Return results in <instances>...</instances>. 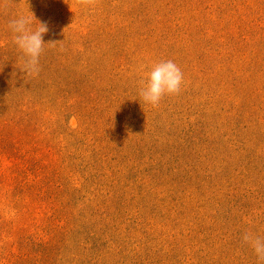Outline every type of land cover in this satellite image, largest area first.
<instances>
[{"label": "rangeland", "instance_id": "374dc122", "mask_svg": "<svg viewBox=\"0 0 264 264\" xmlns=\"http://www.w3.org/2000/svg\"><path fill=\"white\" fill-rule=\"evenodd\" d=\"M30 12L34 76L8 27ZM167 60L183 83L153 106ZM245 232L264 238V0H0V264H261Z\"/></svg>", "mask_w": 264, "mask_h": 264}, {"label": "clouds", "instance_id": "9594fccd", "mask_svg": "<svg viewBox=\"0 0 264 264\" xmlns=\"http://www.w3.org/2000/svg\"><path fill=\"white\" fill-rule=\"evenodd\" d=\"M83 6H91L95 0H77ZM30 16L20 15L9 21V29L13 33V43L22 53V72L30 76L39 73V58L44 50L43 35L48 32L47 22H39L30 12ZM33 21L38 22V26L33 29ZM183 83V73L181 69L172 61H161L153 65L147 74V83L140 89L139 95L146 103L153 106L159 104L164 95L178 94ZM242 241L252 246L257 255V259L264 264V238L245 232Z\"/></svg>", "mask_w": 264, "mask_h": 264}]
</instances>
